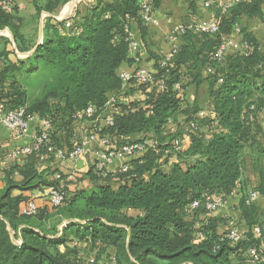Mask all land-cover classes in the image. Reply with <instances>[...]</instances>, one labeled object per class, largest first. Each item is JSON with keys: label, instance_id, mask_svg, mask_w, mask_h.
I'll return each mask as SVG.
<instances>
[{"label": "trees", "instance_id": "16d2710c", "mask_svg": "<svg viewBox=\"0 0 264 264\" xmlns=\"http://www.w3.org/2000/svg\"><path fill=\"white\" fill-rule=\"evenodd\" d=\"M143 1L97 0L82 17H77L79 12L63 21L48 17L42 43L25 59L11 60L6 47L10 41L0 43V101L9 109L24 106L30 113L52 118L51 137L57 146L72 147L75 113L91 104L101 112L112 96L114 125L105 131L110 139L118 145L144 138L156 144V149L150 147L125 162L126 172L119 168L103 176L92 166L87 176L93 187L75 192L38 171L37 154L29 157L25 169L13 167L0 188V264H87L91 258L97 262L115 258V264H250L253 247L264 258L260 249L264 231L256 215L257 201L246 204L249 192L241 190L246 233L238 242L228 239L230 229L221 231L224 219L206 208L207 196L229 198L242 185L248 150L261 174L257 191L264 192V146L258 138L264 118V44L243 24L244 16H263L264 0H246L219 14L215 34L180 35L168 70L160 66L166 55L153 57V84L130 81L123 86L120 68L135 60L127 30L137 25L145 36L150 25L141 13ZM146 1L154 14L164 0ZM34 2L37 15L53 9L51 3ZM16 15V7L10 13L0 12V29L13 32L20 52L30 51L35 44L26 41L15 24L20 20ZM235 36L250 43L251 53L230 48L218 60L220 45ZM161 79L164 89L157 84ZM204 81L212 98L206 108L184 95L190 85L199 88ZM133 85L146 99L122 103L118 98ZM201 111L207 115L199 117ZM191 122L197 124L196 130H191ZM171 123L176 126L173 132ZM185 132L191 137L189 147L176 149L173 141L182 140ZM172 154L178 162L167 169ZM15 171L23 176L19 182L12 179ZM52 186L65 190L62 205L38 206L30 216L23 208L31 199L12 194L46 187L49 196ZM256 226L263 231L261 236L254 233Z\"/></svg>", "mask_w": 264, "mask_h": 264}, {"label": "crops", "instance_id": "0c3cea01", "mask_svg": "<svg viewBox=\"0 0 264 264\" xmlns=\"http://www.w3.org/2000/svg\"><path fill=\"white\" fill-rule=\"evenodd\" d=\"M45 4L51 3L53 9L51 12L42 11L37 15L36 5L34 0H14V7H16V16L20 20H16L15 24L20 27L21 33L24 35L27 42L34 43V47L27 52H20L17 48L15 38H11V43L16 48V56L19 59H25L30 56L37 45L42 43L44 27L47 18H52L53 21H63L68 18L82 17L87 13V9L96 5L97 0H40ZM193 4V5H192ZM230 6V0H214V5L211 8H206L204 6V0H164L161 7L154 11V19L156 22L151 23L148 26V31L145 36L139 30L137 25L134 26L133 32L134 37L140 42V51L135 54H131V57L139 56L140 62L134 61L124 62L120 68V72L124 71H134L138 64L147 67L149 70L154 69V56H165L168 55L174 44H178L181 40L180 36L173 38V29L181 24H191L194 22H204L209 21L213 18H220L219 14H222V8ZM231 7V6H230ZM229 7V8H230ZM264 9V6H263ZM264 12V10H263ZM29 13V15H28ZM38 16V30L37 36L29 35V31L26 30V23L28 18L32 15ZM243 24L249 32H251L254 37L261 43L264 44V14L262 17L247 18L243 17ZM9 29L8 27H5ZM3 28V29H5ZM14 36V35H13ZM238 38V36H236ZM9 50V49H8ZM22 53L23 56L20 55ZM136 86L129 87V93L124 97L120 96L118 99L122 103L128 104L131 101L142 102L146 99L144 92L135 89ZM209 84L204 81L199 88L194 85H190L184 90L185 97L195 100V98L206 108L212 103V98L210 96ZM204 98L200 100V98ZM84 124H77L74 128L75 135L80 136L82 127ZM259 128L261 129V135L259 138L260 142L264 146V118L261 116L259 122ZM170 130L175 131V124L169 125ZM38 131V126L34 125L29 134L25 137L16 136L12 131L3 125H0V188L5 186V176L11 172L13 167L18 170L25 169L28 166L29 157L23 160H13L8 157L11 151L25 146L32 142L33 136ZM207 131V129H204ZM78 138V137H77ZM190 135L188 133H183L180 150H185L189 147ZM73 147V142H71ZM71 147V148H72ZM69 148V147H68ZM246 153L245 166L243 169L242 185H240L234 194L230 195L225 206L214 212V216L221 217L224 219L221 223V231L224 232L233 226L246 227L245 221L242 217V212L240 209V199L242 197L241 190H245V193L251 190H257L260 185H262L261 174L256 170L252 163V155ZM37 157V156H36ZM49 158V157H48ZM100 159V147L97 143L92 144L90 152L78 161H72L68 159H54L50 158L48 162L38 164L36 166L38 171H45L48 174L50 181L57 183L58 186L66 188L70 192H75L80 189H91L93 187V181L87 176L91 167L94 166L95 162ZM130 159H116L110 166L109 170L115 172L121 165ZM178 162L177 156L172 154L167 163V169L171 164ZM12 179L19 182L23 179V176L15 171L12 175ZM46 187H41L33 189L26 192H21L18 190L13 191V195L23 194L29 199L35 201L37 206L45 207L47 203L49 204V196H47ZM257 206V218L260 220L261 227L264 231V192L260 193V196L256 202ZM131 215H138L141 213L139 210H126ZM239 223V225H238ZM260 227V226H259ZM262 231V230H261ZM262 231V232H263ZM264 235V234H263ZM260 249H264V243L261 244ZM110 254H114V248H110ZM104 258V257H103ZM102 259L100 262H103Z\"/></svg>", "mask_w": 264, "mask_h": 264}, {"label": "built area", "instance_id": "2783aa9c", "mask_svg": "<svg viewBox=\"0 0 264 264\" xmlns=\"http://www.w3.org/2000/svg\"><path fill=\"white\" fill-rule=\"evenodd\" d=\"M246 0H230V6L237 5L245 2ZM14 0H0V12L10 13L14 8ZM214 5V0H204V6L211 8ZM230 6L223 7V13L229 9ZM141 13L145 23L151 24L156 22L152 14L151 5L144 0L141 3ZM220 18H213L209 21L194 22L191 24H181L173 29L172 36L176 38L180 35L185 34L187 31H194L196 33H208L215 34L220 29ZM70 23H67L69 26ZM235 34H240V28L237 27ZM129 42L130 53L135 54L140 51V42L134 37V32L128 28L127 38ZM177 44H174L170 53L166 55L160 61L161 68L168 70L171 65L173 55L177 52ZM233 49L238 52H242L246 55L252 51V46L245 40L240 38L232 37L226 39L219 47L217 51V58L221 60L224 54L229 50ZM135 61L140 62V57L135 55ZM209 72L212 70L209 69ZM119 76L123 81V86L128 82L133 81L138 85L153 84L155 80L154 72L149 70L145 66L139 65L134 71L119 72ZM221 81V80H220ZM160 89L165 88L164 80L158 81ZM180 88V85H177ZM116 102V98L112 96L106 104L103 111L98 112V109L93 104L89 105L82 111H78L74 115V128L77 124H84L80 133V136H76L71 142L73 147H59L53 141L51 137L52 130L55 128L53 119L50 117H43L36 113H30L27 107H19L14 109L7 108L2 101H0V125L5 126L12 131L16 136L25 137L29 134L31 128L36 125L38 131L33 136L32 142L15 149L9 153L8 157L13 160H23L26 157H30L37 154V159L40 163L47 161L48 157L52 156L54 159L62 160L68 159L72 161H78L79 158L90 152L91 146L97 143L100 147V159L95 162V171L101 173L103 176H107L111 171L109 166L118 158L120 159H131L133 157L143 154L148 148L156 149V144L149 139L144 138L143 140L132 141L123 144H116V142L110 139V136L105 133L110 127L114 125V112L112 111V104ZM264 112V107H263ZM205 111L199 112V117L206 116ZM249 120L253 121L252 116ZM191 130L197 129L195 122L190 123ZM78 137V138H77ZM173 145L176 149L180 148L181 140L175 139ZM36 156V155H35ZM123 172L129 170V164L123 163L120 167ZM234 194V191L231 195ZM48 195L50 205L54 208L62 205L66 198V192L63 188H56L54 186L48 189ZM260 192L257 190H251L246 197V204L251 205L258 200ZM228 198L223 196H207L206 208L209 211L216 212L220 208L226 205ZM198 202L195 201L192 207H197ZM38 210V206L35 201L31 200L24 208L23 213L25 215H34ZM246 233V229L239 226H233L230 228L228 233V239L238 242L243 239ZM256 236H261L262 231L259 226L254 228ZM264 260L260 255L257 248L253 247L249 250L248 262L250 264H257L259 261ZM87 264H115V258L112 261L97 262L94 258H91Z\"/></svg>", "mask_w": 264, "mask_h": 264}, {"label": "rangeland", "instance_id": "374dc122", "mask_svg": "<svg viewBox=\"0 0 264 264\" xmlns=\"http://www.w3.org/2000/svg\"><path fill=\"white\" fill-rule=\"evenodd\" d=\"M28 15H29V13H28ZM39 17H40V14H39ZM39 17L35 16V14L32 15L31 17L28 18V21H27V23L25 25L26 26V30L29 31L28 34L32 35V37L33 36H35V37L37 36L38 22H39L38 18ZM11 38H14V36H13V32L10 29H6V28L5 29H0V43L3 44V40L4 39H7L8 41H10V43L6 44V47L9 49V53H10L9 54V58L11 60H13V61H16L19 58L15 54L16 48L14 49V47H13V45L11 43ZM20 55L23 56L22 53H20ZM187 99L190 102H193V99H189L188 97H187ZM203 99H204L203 97L200 98V100H203ZM75 137L76 136L74 135V130H73V134L70 136V138L73 140ZM238 225H239V223H238Z\"/></svg>", "mask_w": 264, "mask_h": 264}]
</instances>
